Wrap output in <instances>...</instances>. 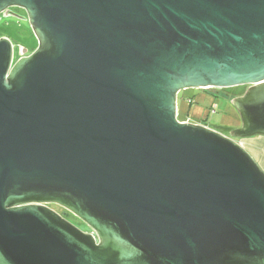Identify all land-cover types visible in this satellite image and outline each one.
Masks as SVG:
<instances>
[{"label":"water","instance_id":"1","mask_svg":"<svg viewBox=\"0 0 264 264\" xmlns=\"http://www.w3.org/2000/svg\"><path fill=\"white\" fill-rule=\"evenodd\" d=\"M15 8L37 46L0 37V264H264V172L237 142L264 138V0ZM235 87L228 136L177 120L180 92Z\"/></svg>","mask_w":264,"mask_h":264},{"label":"rangeland","instance_id":"2","mask_svg":"<svg viewBox=\"0 0 264 264\" xmlns=\"http://www.w3.org/2000/svg\"><path fill=\"white\" fill-rule=\"evenodd\" d=\"M14 14L19 19L0 16V37H6L11 41L16 59L19 47L26 49L27 54H30L36 48L37 43L28 23L24 20V12L15 8ZM245 90L246 87L222 89L214 93L218 97L208 96L202 90L182 91L177 95V120L191 123L204 122L203 125L206 124L211 129L218 130L219 133H224L223 135L228 136L232 130L240 127V118L231 106L230 100L242 95ZM221 97H224V99ZM214 105L216 107L212 109ZM237 142L260 167L264 160V138L254 137ZM49 207L80 229L88 230L78 219L61 208L56 206Z\"/></svg>","mask_w":264,"mask_h":264},{"label":"flooded vegetation","instance_id":"3","mask_svg":"<svg viewBox=\"0 0 264 264\" xmlns=\"http://www.w3.org/2000/svg\"><path fill=\"white\" fill-rule=\"evenodd\" d=\"M10 12H8V14H6V15H3V16H5V17H8V18H12L13 17V15H15L14 14V9H10L9 10ZM13 19V18H12ZM203 91V93H205L206 95H208V96H215V97H218V96H216L214 93H217L219 90H214V89H207V90H202ZM221 98H223L224 99V97H221ZM83 228H85V227H83Z\"/></svg>","mask_w":264,"mask_h":264},{"label":"crops","instance_id":"4","mask_svg":"<svg viewBox=\"0 0 264 264\" xmlns=\"http://www.w3.org/2000/svg\"><path fill=\"white\" fill-rule=\"evenodd\" d=\"M182 122H185V121H182ZM204 123V122H203ZM198 124V123H197ZM199 124H202V123H199ZM206 125V124H205ZM207 126V125H206ZM208 127V126H207ZM210 128V127H208ZM211 129V128H210ZM212 130H215V129H212ZM218 132V130H215ZM221 134H224V133H221ZM260 138H263V137H260ZM262 168V171L264 172V160L262 161V165L260 166Z\"/></svg>","mask_w":264,"mask_h":264},{"label":"built area","instance_id":"5","mask_svg":"<svg viewBox=\"0 0 264 264\" xmlns=\"http://www.w3.org/2000/svg\"><path fill=\"white\" fill-rule=\"evenodd\" d=\"M213 107H214V108H212V109H215L216 105H214ZM212 111H214V110H212ZM185 122H189V121H185ZM206 127H207V126H206Z\"/></svg>","mask_w":264,"mask_h":264},{"label":"trees","instance_id":"6","mask_svg":"<svg viewBox=\"0 0 264 264\" xmlns=\"http://www.w3.org/2000/svg\"><path fill=\"white\" fill-rule=\"evenodd\" d=\"M1 16H3V15H1ZM212 97H215V96L212 95ZM202 124H203V123H202ZM205 126H206V125H205Z\"/></svg>","mask_w":264,"mask_h":264}]
</instances>
